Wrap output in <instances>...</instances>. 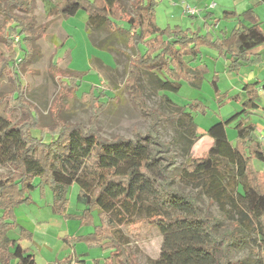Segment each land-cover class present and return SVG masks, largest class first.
<instances>
[{
    "label": "trees",
    "instance_id": "obj_1",
    "mask_svg": "<svg viewBox=\"0 0 264 264\" xmlns=\"http://www.w3.org/2000/svg\"><path fill=\"white\" fill-rule=\"evenodd\" d=\"M5 1L4 10L15 21L11 25L13 36L19 34L29 42L43 33L44 26L34 29L35 0ZM161 1L54 0L48 12L57 18L83 10L90 32L107 29L123 39L131 51L126 54L124 88L140 109L152 116L153 131L160 120L179 122L181 136L187 141L186 159L172 172L173 157L165 154L168 143L150 131L138 132L132 138L108 139L95 129L61 124L46 140L33 134L36 126L26 127L0 115V165L9 169L8 173L0 172V264H38L31 248L22 243L24 237L31 239L30 232L23 229L17 238L9 233L17 228L15 207L32 201V191L43 193L46 188L52 191L55 212L80 218L85 224H94L98 216L93 231L65 240L110 250L106 264H137L127 249L130 240L123 230L131 224L156 226L163 235L161 253L150 264H264V177L256 164H264V143L256 134V124L242 119L234 126L235 141L227 134L230 124L258 107L259 82L244 85L246 107L207 129L212 143L201 156L189 154L196 138L193 112L206 113L207 106L199 99L179 105L167 94L178 92L184 81L206 72L207 65L200 62L203 47L216 50L218 57L228 61L227 69L238 72L251 60L249 51L264 43L261 21L249 8L242 13L226 11L223 18H237L238 25L222 35L211 30L217 21L206 22L205 32L180 24L160 27L156 13ZM21 48L27 50L23 44ZM69 75L65 82L77 94V81L85 72L69 71ZM145 78L155 90H162L164 101L177 110L165 115L150 107L143 94ZM212 84L218 92L216 73ZM97 89L93 85L81 99L104 104L101 98L105 92ZM19 93L15 98H20ZM30 112L37 119L32 108ZM150 139L160 149L154 151ZM74 183L79 185V201L86 205L81 214L66 211L68 191ZM201 195L218 204L232 224L230 230L220 232L221 219L203 211ZM237 247L249 248L258 257L233 259L232 251ZM71 261L70 255L64 264Z\"/></svg>",
    "mask_w": 264,
    "mask_h": 264
},
{
    "label": "rangeland",
    "instance_id": "obj_2",
    "mask_svg": "<svg viewBox=\"0 0 264 264\" xmlns=\"http://www.w3.org/2000/svg\"><path fill=\"white\" fill-rule=\"evenodd\" d=\"M53 2L54 0H35L34 13L37 21L34 29L37 30L40 26L45 29L35 40L26 42L19 34L13 36L11 25L15 21L4 10L6 1L0 0V115L26 127L36 126L32 129L33 134L46 140L51 138L50 131H59L61 124L78 125L86 131L95 129L99 135L108 139L116 136L132 138L138 132L145 134L150 131L160 141L168 143L169 151L165 154L173 157V164L169 168L172 172H177L178 164L188 155L185 152L187 141L181 136L183 127L176 119H163L159 121L156 131H153L152 116L144 113L129 97L124 83L128 76L126 54L131 51L123 39L107 29H92L90 32L88 15L83 10L76 15L53 18L48 12ZM127 5L131 8L129 3ZM169 11L168 1L160 2L157 7V23L160 26L164 27L168 23L166 15ZM193 19L185 16L181 24L187 26ZM198 19L200 21V17ZM202 30L201 25L200 31ZM8 31L13 39L9 38ZM22 44L27 48L26 51L21 48ZM69 71L85 72L77 81L80 84L77 94L65 82L70 76ZM207 76L209 82H206L202 90V99H199L198 91L194 93L186 81L178 92H167L179 105L199 99L207 106L206 113L193 112L197 123L196 138L189 154L194 156L208 152L211 137L206 132L211 125L245 106L242 97L234 95L229 99L224 95L232 85L226 76L218 75V92L210 82L214 78L213 73ZM142 83L143 94L150 107L159 108L165 115L177 110L174 105L164 101L162 90H155L146 78ZM93 85L98 87L97 92L104 90L105 96L101 98L104 104H93L90 100L81 99L83 92L90 91ZM17 92H20L19 99L15 98ZM260 104L264 107L262 95ZM31 108L37 119L31 114ZM263 112L264 109L258 115H252L253 122L259 126V115H263ZM239 120L241 118L230 124L227 131L236 134L234 126ZM256 134L261 135L260 129L256 130ZM149 145L154 151L160 149L151 139ZM256 164L262 169L264 177V164L258 161ZM0 172L8 173L9 169L0 165ZM190 191L196 193L195 190ZM31 194L32 201L15 207L17 228L9 234L17 238L23 229L30 232L31 239L24 237L22 243L31 248L38 264H64V260L70 255L71 264H105L108 250L91 246L85 241L68 244L65 240L93 231L94 225L99 223L97 215L94 224H85L80 218L67 217L54 211L50 188H46L43 193L36 189ZM78 194L79 185L74 183L68 191V213L81 214L85 208L86 205L79 201ZM199 204L205 213L221 219L220 232L232 228L231 222L224 218L217 203H212L207 196L201 195ZM172 213L173 211L170 212ZM123 230L130 240L127 249L137 264H150L152 259L159 257L163 235L156 226L131 224L123 226ZM245 257L256 259L258 255L249 248L233 249V259Z\"/></svg>",
    "mask_w": 264,
    "mask_h": 264
},
{
    "label": "crops",
    "instance_id": "obj_3",
    "mask_svg": "<svg viewBox=\"0 0 264 264\" xmlns=\"http://www.w3.org/2000/svg\"><path fill=\"white\" fill-rule=\"evenodd\" d=\"M167 1L169 3L170 11L167 12L166 15L168 19V23L166 24V26L180 24L184 28H190L192 30L200 31V26L202 25L203 27L202 32H205L206 28L204 25L206 22L212 23L214 21H217V25L213 26L211 30L216 35H222L223 33H229L235 26L238 25L237 18H227V19L223 18V15L226 11H236L237 13H242L249 8H253L258 18L261 21V27L264 31V3L260 2L259 0H186L189 4L193 6H197L200 9V12L195 16H192L185 12L183 5L184 0H167ZM212 3H215L214 6H211ZM185 16H190L191 18H194L192 21L188 23L187 26H183L181 24L184 21ZM199 17H200V21H198ZM243 22L245 24H250V21L246 19H243ZM249 55L251 58L250 61L245 62L238 72H231L226 67L228 61H226L222 57L221 58L218 57V52L216 50L214 49L211 50V48L209 47H203L200 62L205 63L208 68L204 74L190 77L186 82L189 83L188 86L194 91V93L198 91L199 99H202V92H203L202 90L206 86L205 85L206 82L207 83L209 82V77L207 75H210L212 73L213 75H215V73L217 75H224L226 76V79H229L232 82V85L230 86V88L227 89L224 95L229 99L234 97V95H236L237 97H242V102L245 105L244 107L247 106V101H246L247 99L244 91V85L246 83L259 82L258 92L260 96L258 101V107L255 108L253 111H251L250 114L247 115L244 114L240 117L244 122H253L252 115H258V112L264 109V107H262V105L260 104V97L261 95L264 96V43L250 50ZM210 82L212 84L211 79ZM262 114L263 115L261 114L259 115L261 117V123H260L261 125L259 126L258 124L255 123L256 130L260 129V133L264 131V112ZM227 134L231 141H235L236 139L235 132L230 133L229 131H227ZM258 137L260 139V136ZM211 143H212V138H211ZM108 251L110 253V250ZM106 260H105V264H106Z\"/></svg>",
    "mask_w": 264,
    "mask_h": 264
},
{
    "label": "built area",
    "instance_id": "obj_4",
    "mask_svg": "<svg viewBox=\"0 0 264 264\" xmlns=\"http://www.w3.org/2000/svg\"><path fill=\"white\" fill-rule=\"evenodd\" d=\"M215 3H212L211 6H214ZM184 10L190 15H197L200 12V9L197 6L189 4L186 0L183 1ZM260 140L264 142V131L260 135Z\"/></svg>",
    "mask_w": 264,
    "mask_h": 264
}]
</instances>
